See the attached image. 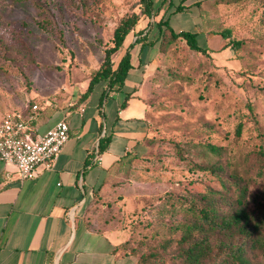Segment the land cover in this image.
Segmentation results:
<instances>
[{"label":"rangeland","instance_id":"1","mask_svg":"<svg viewBox=\"0 0 264 264\" xmlns=\"http://www.w3.org/2000/svg\"><path fill=\"white\" fill-rule=\"evenodd\" d=\"M160 1L149 17L139 0H0V116L31 102L74 106L112 45L115 26L138 13L112 60L146 28L152 48L139 94L148 130L142 149L113 168L88 216L123 231L136 251L151 252L149 264H184L170 241L180 232L173 224L190 215L184 207L191 193L222 187L203 166H222L226 183L232 169L246 171L247 207L264 214V0H184L177 12L180 0L170 7L166 0L173 28L196 31L206 52L170 39L166 27L159 34ZM225 28L228 37L220 33ZM231 191L210 194L219 213L232 208ZM224 238L211 232L209 241ZM249 256L264 264L261 251Z\"/></svg>","mask_w":264,"mask_h":264},{"label":"crops","instance_id":"2","mask_svg":"<svg viewBox=\"0 0 264 264\" xmlns=\"http://www.w3.org/2000/svg\"><path fill=\"white\" fill-rule=\"evenodd\" d=\"M146 32L132 36L131 42H138L130 49L132 65L122 89L106 90L101 100L105 85L95 84L72 107L40 105L34 133L60 118L69 125V138L52 166L40 165L34 177L22 178L14 164L0 159V264H136L134 254L116 248L125 239L123 231L89 217L88 208L121 164L119 158L142 149L148 123L139 81L152 48L144 43L149 36L141 40ZM106 135L109 141L100 151Z\"/></svg>","mask_w":264,"mask_h":264},{"label":"trees","instance_id":"3","mask_svg":"<svg viewBox=\"0 0 264 264\" xmlns=\"http://www.w3.org/2000/svg\"><path fill=\"white\" fill-rule=\"evenodd\" d=\"M166 0H161L154 12L157 14L154 22L158 27L159 34L162 35L164 27L167 28L170 39L182 37L185 39L188 46L192 49L206 52V47L201 46L198 42V33L189 29H174L170 23V15L162 5ZM183 1L180 0L175 5V12L183 8ZM141 5V12L147 16L153 14L154 0H139ZM172 5V0L167 1V7ZM139 14L132 12L124 15L113 30V43L105 49V54L102 62L94 70L90 76L88 83L84 90L81 91L79 99L80 102L88 97L93 90L95 84L100 81H106L105 87L101 93V100L105 95L106 90H120L124 85L128 70L131 67V52L130 49L134 43L129 42L125 45L124 52L114 64L112 60V53L119 47L124 46L127 35L133 31L134 25L138 22ZM143 31H140L142 33ZM221 35L228 37L230 29L222 30ZM148 31L144 33L141 40L148 38ZM234 44H239L238 40H233ZM149 43V39L144 41ZM143 45V43H142ZM129 92L125 94L121 106H124L129 96ZM239 132V127L237 128ZM109 141V136H102L98 143V148L102 151ZM207 147L216 152L219 150L217 146L211 143L206 144ZM135 153L127 152L119 161L130 160ZM222 167V166H221ZM220 166L206 165L204 169H208L215 177L209 178L218 181L221 188L225 190H232V208L225 213H219L217 205H215L209 196L211 193H219L220 189L208 187L206 191L199 193L196 197L195 193L190 194L188 202L185 204V212H190L187 220L173 224L175 230H179V234L170 238L177 250L174 255L181 258L184 264H252V258L249 256L250 251H261L264 257V214L254 215L247 207L246 201V171L240 173L236 168L229 173L231 180L226 183L223 174L220 173ZM202 199L200 205L195 204L193 200ZM216 232L225 236L224 239L217 240L214 244L209 241L210 233ZM129 238H125L119 243L116 248H120L124 253H132L136 256V264H149L151 252H138L134 248Z\"/></svg>","mask_w":264,"mask_h":264},{"label":"built area","instance_id":"4","mask_svg":"<svg viewBox=\"0 0 264 264\" xmlns=\"http://www.w3.org/2000/svg\"><path fill=\"white\" fill-rule=\"evenodd\" d=\"M39 105L31 102L0 117V159L16 166L19 176L31 178L40 165L50 167L69 138V125L60 118L44 132L34 133ZM96 159L101 154L96 150Z\"/></svg>","mask_w":264,"mask_h":264}]
</instances>
